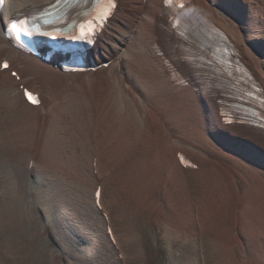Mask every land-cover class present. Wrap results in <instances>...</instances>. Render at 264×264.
<instances>
[{
	"label": "bare ground",
	"instance_id": "bare-ground-1",
	"mask_svg": "<svg viewBox=\"0 0 264 264\" xmlns=\"http://www.w3.org/2000/svg\"><path fill=\"white\" fill-rule=\"evenodd\" d=\"M76 1L0 0V64H8V68H0V157L5 155L4 140L16 132L30 151L22 159L23 165L15 163L6 170L10 181L6 177L0 180V264H9L10 258L14 264H29L28 257L43 256L39 254V245H33L30 252L27 242L20 236L25 232L28 239H33L40 224L30 222L21 191L22 181L16 169L21 166L19 171L24 178L28 169L37 171L41 167L44 171L42 182L51 188L50 166L44 167L40 156L46 153V148L54 151L53 147L58 145L60 126L57 122L61 116L56 113V105L62 96L76 107L73 114L79 119L77 123L86 118L95 129L105 120L108 111H113L111 124L118 136L121 135L123 144L131 143L132 146L124 153L143 159V177L163 193L162 197L156 196L153 200L155 207L160 209V221L170 222L166 237L178 236L189 222L197 241L195 248L190 249L196 254L195 261L219 263L213 258L212 250H203L202 222L213 225L215 231L211 236H226L225 232L230 231L235 244L247 254L253 238L262 245L264 232L256 230L257 222H264V129L249 124L229 126L220 113L218 100L220 93L226 94L231 85L235 86L234 82L225 86L221 79L211 78L207 68L200 69L197 61L190 66L183 57L191 49L201 52L198 56L204 61L226 59L218 36L223 40L227 38L226 49L236 54L227 60L236 66L238 58L249 69L248 73L254 75L253 81L264 89V0H190L184 4V13L172 12L165 0H119L116 15L109 19L101 35L93 38L94 45L86 52L85 66H93L86 72H68L61 68L63 59L71 57L68 46L72 44L69 42L68 45L61 44L54 37L55 49L65 51L46 62L37 55L15 48L6 37L5 31L11 21L28 26L27 18L33 12L40 16L53 13L44 19L55 14H69L67 25L76 28L86 16L83 13L96 4L92 0H82V3L88 2L82 8L75 6ZM172 15L178 29L191 31L200 41L204 37L208 43L204 44L205 51L199 43L198 46L170 32ZM197 16L204 21L207 19L206 24L203 25V20H198ZM200 24L204 32H198ZM177 59L183 75L179 79L167 65L175 64ZM243 70L247 76L246 69ZM192 72L202 81L197 83L195 77L190 79ZM182 79L184 82L180 83ZM216 84L220 86L217 89ZM25 90L38 95L39 103L31 104L24 95ZM238 90L235 91L242 95L246 89ZM255 116L264 117V113L259 110ZM64 118V122L76 124L72 119ZM230 133L241 134L244 138L235 141ZM182 156L191 160L190 167L181 162ZM251 161L255 162L254 166ZM125 168L131 169L130 165ZM246 173L255 180L254 193L245 197L243 208L238 212L236 180H247ZM100 184L102 179L98 178L93 193L95 206L105 212ZM51 213L45 215L51 219ZM71 215L72 223L67 224L54 216L55 233L69 252V264H145L140 260L144 252L136 232L134 237L120 235L107 226V234L101 236L98 231L89 229L85 235L86 227L77 229L82 225L74 214ZM106 247L111 248V252L115 248L117 258L109 255ZM127 247L132 251H126ZM48 249L49 264H59L60 258L54 255L51 247ZM251 257L248 255V263Z\"/></svg>",
	"mask_w": 264,
	"mask_h": 264
},
{
	"label": "rangeland",
	"instance_id": "rangeland-1",
	"mask_svg": "<svg viewBox=\"0 0 264 264\" xmlns=\"http://www.w3.org/2000/svg\"><path fill=\"white\" fill-rule=\"evenodd\" d=\"M223 16H226V13H223ZM66 99L67 97L62 96L56 105L58 109L56 113L61 116L57 122L58 127L60 126L57 131L58 145L53 147L54 151L46 148V153L40 156L44 167H48V165L51 167H49L50 175L48 176L52 181L51 188L45 187L42 182L44 171L41 170V167L37 171L28 169L24 178L19 171L21 166L18 169L15 168L19 180L22 181L21 191L26 199L28 208L26 210L30 222L40 224L39 232L36 231L34 237L35 240L34 238L28 239L25 232L20 233V236L27 242L30 252H32L33 245H39L41 252L39 254H43V259L38 256L28 257L27 263L49 264L48 247H51L54 255L60 258L59 264H69V260H71L68 257L69 252L65 251L63 243L60 242L61 239L57 238L55 233L54 216H58L67 224V222L72 223L73 216L71 214H74L76 221L82 225L77 229L83 230L86 227L83 231L85 235H88L89 229L98 231L101 236L107 234V226L113 228L120 235L129 234L134 237V234L137 233L135 236L139 237L144 252L143 259L140 260L145 264H201V262L195 261L197 257H195L194 251L190 252L192 247L195 248L197 241L189 222H186L183 232H180L178 236H173L170 239L166 237V231L171 227L170 222H163L162 219L160 221L158 218L160 209L157 208L158 206L155 207L156 204L153 200L156 196L162 197L163 193L156 190V187L143 177V159L127 154V152L124 153L132 146H130L131 143L123 144L124 141L120 140L121 135L118 136L116 128L111 124L113 111L109 110L104 117L107 122L104 120L95 129L86 118L83 122L78 121L77 123L76 120L79 119H76V114H73L76 107L73 108L70 101ZM64 117L72 119L76 124L72 126L71 122H64L62 119ZM16 134L18 133L16 132ZM16 134L4 140L5 155L2 159L0 157V180L6 177V180L10 181L6 170L15 163L21 165L22 159L30 154L26 144L21 143L22 138ZM43 145L45 146V142ZM127 146H129L128 149ZM251 162L254 166L255 162ZM129 165L130 168L133 165L130 171L125 168ZM245 176L247 179L245 181L236 180L235 201L239 207L237 208L238 212L243 208L242 203L245 201V197H251L254 193L253 181L255 180L247 173ZM98 178L102 179V184H100L102 187L101 203L105 212L98 210L99 206L98 209L95 206L93 193ZM50 211L52 212V221L45 215ZM47 220L51 223L46 224ZM206 223L202 222L204 226L203 250H208V248L212 250L213 258L219 261L218 264H256V260L257 264L259 262L264 264V242L260 245L253 238L247 254L235 244L234 236L229 233L230 231L225 232L226 236H211L215 229L212 224ZM257 223L256 231L264 232V222ZM66 224H64L65 227ZM70 228L72 227L70 226ZM73 230L74 233L77 231L76 228ZM64 236L68 235L64 234ZM73 237L77 238L75 235ZM123 244L126 245V243ZM81 245L88 246L86 243H81ZM110 249L106 247L109 255H115L114 257L117 258V250L114 248L111 252ZM126 251H132V248L127 247ZM248 255L252 256L250 263L247 262ZM8 262L14 264L11 258Z\"/></svg>",
	"mask_w": 264,
	"mask_h": 264
},
{
	"label": "snow or ice",
	"instance_id": "snow-or-ice-1",
	"mask_svg": "<svg viewBox=\"0 0 264 264\" xmlns=\"http://www.w3.org/2000/svg\"><path fill=\"white\" fill-rule=\"evenodd\" d=\"M174 2V0H165V4L166 5H171L172 3ZM108 4L111 8H114L115 7V4H114V0H108ZM180 7H183V4H180L179 5ZM111 13L108 11V9L106 8L104 13H102L101 15V19H106L107 16H109ZM94 31V29H93ZM83 34V33H82ZM0 68H3V69H6L8 68V64L7 62H3L2 64H0ZM15 75V74H14ZM24 95L25 97L28 99V101L32 104H38L39 103V99L37 96H35L33 93L25 90L24 92ZM97 196H99V193H97Z\"/></svg>",
	"mask_w": 264,
	"mask_h": 264
}]
</instances>
